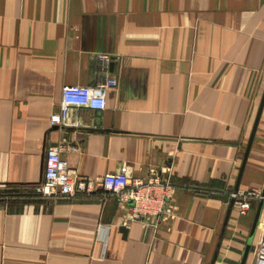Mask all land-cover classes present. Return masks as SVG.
Here are the masks:
<instances>
[{
    "label": "crops",
    "instance_id": "0c3cea01",
    "mask_svg": "<svg viewBox=\"0 0 264 264\" xmlns=\"http://www.w3.org/2000/svg\"><path fill=\"white\" fill-rule=\"evenodd\" d=\"M110 77L104 109L51 122L64 85ZM263 94L264 0H0V264H241L259 199L231 192L264 187V103L239 179ZM50 147L92 192L36 193ZM110 171L175 191L131 219Z\"/></svg>",
    "mask_w": 264,
    "mask_h": 264
},
{
    "label": "built area",
    "instance_id": "2783aa9c",
    "mask_svg": "<svg viewBox=\"0 0 264 264\" xmlns=\"http://www.w3.org/2000/svg\"><path fill=\"white\" fill-rule=\"evenodd\" d=\"M101 59L109 58L101 55ZM117 85V79L108 78L96 85H64L59 111L51 115V122L58 123L65 119L73 106L104 109L107 91ZM106 192L117 196L121 203H129L131 219L159 217L165 210L168 199L175 187L161 173L151 171L146 178L130 177L124 171L107 172L97 181ZM93 183L79 177L70 168L67 159L59 148L50 147L46 153L44 174L35 184V191L43 197L72 196L93 191ZM260 193L231 192V197L241 214L252 207V199L260 198ZM259 236L255 245L253 264H264V207L258 223Z\"/></svg>",
    "mask_w": 264,
    "mask_h": 264
},
{
    "label": "water",
    "instance_id": "95a60500",
    "mask_svg": "<svg viewBox=\"0 0 264 264\" xmlns=\"http://www.w3.org/2000/svg\"><path fill=\"white\" fill-rule=\"evenodd\" d=\"M263 103H264V94H263V97H262V100H261V104H260V107H259V110H258V113H257V117H256V120H255V123H254V128H253V131H252V134H251V137H250V140H249L247 149H246V154H245V157L243 159L242 166L240 168L239 179H240V176H241V174L243 172V168L245 166V162H246V159H247V154L249 152V148L251 146V142H252V139H253V135H254L255 129L257 127V123H258V120H259V117H260V114H261V109H262ZM239 179H238V183H239ZM263 207H264V187H263V190L261 192V196L259 198V201L257 203V207H256V212H255V217H254L253 225H252V228H251L249 240H248V243L246 245V248H245V251H244V254H243V258H242L241 264H245L246 263V260H247L249 251L252 248V245L251 244H252L253 236H254V233H255L256 228L258 226V223H259V220H260V216H261V212H262ZM120 230L124 234L127 232V228L125 226H121L120 227Z\"/></svg>",
    "mask_w": 264,
    "mask_h": 264
}]
</instances>
